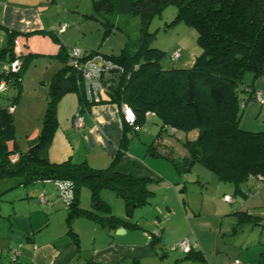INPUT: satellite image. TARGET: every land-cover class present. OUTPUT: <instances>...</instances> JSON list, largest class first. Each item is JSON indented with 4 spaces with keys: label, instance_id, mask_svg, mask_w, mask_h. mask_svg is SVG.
Returning <instances> with one entry per match:
<instances>
[{
    "label": "trees",
    "instance_id": "obj_1",
    "mask_svg": "<svg viewBox=\"0 0 264 264\" xmlns=\"http://www.w3.org/2000/svg\"><path fill=\"white\" fill-rule=\"evenodd\" d=\"M92 4L93 14L87 18L103 26V39L117 30L123 31L114 21L115 17L137 18L136 43L133 48L125 44L117 55L80 50V63L99 56L114 66V69L101 72L99 81L104 96L97 103L86 99L82 71L72 66L70 53L73 48L66 50L59 46L57 59L61 68L48 85L41 131L31 140V153L16 152L8 146L15 139L9 108L19 95L25 64L20 63L15 73L0 70V82H5V90L16 91L11 98L2 96L5 90L0 94L6 99L5 105H0V180L16 177L22 186L46 181L71 183L73 198L67 204L62 203L67 211L66 234L77 249L78 238L71 228L77 218L90 219L107 231L135 228L134 224L113 216L111 207L100 199L102 191H110L130 212L132 205H147L153 195L148 189L151 181L113 172L112 166L126 151L129 140L126 136L120 142L117 157L106 169H92L86 163L71 161L54 164L47 159L46 152L57 128V104L67 93H75L76 113L84 114L95 104L110 103L119 108L126 105L135 117L130 126L132 132H136L148 116L173 134L196 133L193 142L184 143L188 157L181 161L164 157L179 176L189 173L194 165H200L212 172L218 181L232 182L236 188L249 180L264 183V132L251 133L238 126L241 109L245 108L247 100L255 99L256 92H261L254 82L264 78V0H93ZM168 6L176 9L169 27L184 24L196 32L200 53L188 69L163 68L161 62L165 53L150 47L153 34L148 32L149 25ZM56 35L57 31L51 36L60 45ZM12 42L13 37L0 48V69L16 59ZM176 53L171 55L172 62L179 58L178 53L173 59ZM247 74L252 83L242 87ZM241 92L248 95L247 100L240 97ZM260 104H264V97ZM13 156L18 157L15 163L10 162ZM83 187L90 195V210L79 206V191ZM247 217L254 218L252 224L256 223V217ZM150 239L153 246L159 242L158 236L152 235ZM192 253L191 250L184 254L187 259H200L198 253Z\"/></svg>",
    "mask_w": 264,
    "mask_h": 264
},
{
    "label": "crops",
    "instance_id": "obj_2",
    "mask_svg": "<svg viewBox=\"0 0 264 264\" xmlns=\"http://www.w3.org/2000/svg\"><path fill=\"white\" fill-rule=\"evenodd\" d=\"M72 1L76 5H72ZM77 3L78 0H0V48H4L13 37V55L20 63L25 64L23 74L25 77L21 79L19 93L25 92L29 101V112H33L31 107H35V102L31 99L39 100L36 107L45 110L47 86L53 75L61 68L57 59L59 46L66 50L77 47L84 52L95 51V48L100 53L105 50L99 47L101 43L96 47L94 42L83 41L85 33L80 36L79 30L73 28L90 15L80 11ZM69 12L76 16L69 18L67 14ZM67 22L72 23L71 30L68 29ZM62 25L65 29L59 32ZM56 31L60 45L53 41L52 36ZM106 38L103 39L102 34V41ZM180 59L179 56L176 62ZM31 62L32 69L39 63L43 68L34 73L35 70L28 68ZM193 62L194 59L182 61L172 67L188 69ZM37 88H41L39 93ZM30 93L32 95H29ZM21 101L13 110L12 117ZM77 106L75 93H67L57 104V128L46 152L50 163L71 161L75 164L86 163L92 169H106L117 157L120 142L123 136H126L129 139L127 148L112 166L114 173L136 180H149L153 187L159 188L163 185L166 186V190L182 184L186 175L179 176L166 160L158 158L159 156L171 158L166 154L167 146L161 139L162 132L168 131L170 135L173 133L162 129L160 123L159 131L155 135L152 126L144 127L149 120L156 119L147 116L143 125L137 128L136 132H132L130 126L123 124L117 105L102 103L91 106L89 111L83 114L84 125L77 130L73 127ZM195 138L196 133L187 134L184 143L193 142ZM8 146L16 152H22L16 147L15 142L9 143ZM184 149L186 155L179 160L174 159L175 161L188 157L187 149L185 147ZM1 182L0 264H160L162 262L154 252L156 246L162 245L168 239L171 247L176 246L185 238L191 244H195L192 254L198 253L200 259H187L181 252L182 255L174 258V264H232L234 260H239L242 264H264V226H261L259 232L254 228L247 229L248 226H259V220L249 210L239 211L240 208H246L248 206L246 204L230 212L239 216L219 221V234L213 231L217 221L212 215L204 216L212 217L210 220L199 219L201 215L196 217L200 222H211L208 225H198L199 221L195 218L172 220L168 206L163 210L157 207L156 215L144 221L143 226L139 221L131 219L135 206H132L130 212L124 206L123 215H116L111 209L113 216L135 225V228L119 227L112 231H107L90 219L80 217L75 219L71 226L78 238L77 249L66 234L67 211L53 183L22 186L19 185L18 179L16 185L7 187L2 186ZM240 187L236 188V194L243 192ZM16 189L21 192L13 195V190ZM2 195L4 198L12 196L10 200L3 202ZM226 196L228 195H224ZM40 198L44 201L40 202ZM78 200L80 208L91 209V205L87 207L79 196ZM230 203H234V200ZM247 216L256 217V223L252 224L254 218L250 219ZM193 222L196 223L193 225ZM120 229L123 232L117 234ZM152 235L158 236L159 239L155 246L152 245V239H149ZM235 235L240 238H235ZM229 236L237 240L234 241L233 238H228ZM18 247L20 253L12 260L11 252ZM161 258L164 257L161 255Z\"/></svg>",
    "mask_w": 264,
    "mask_h": 264
},
{
    "label": "rangeland",
    "instance_id": "obj_3",
    "mask_svg": "<svg viewBox=\"0 0 264 264\" xmlns=\"http://www.w3.org/2000/svg\"><path fill=\"white\" fill-rule=\"evenodd\" d=\"M92 2L93 0H78V8L80 9V11L88 14H93ZM72 5H76V3L72 1ZM67 14H69V18L71 16V19L76 16L75 14L70 12ZM175 15V7L168 6L163 10L160 16L157 15L151 21L148 29V32L153 34V39L150 42V47L161 50L165 53V57L161 62V66L163 68L177 65L178 62H187L191 59H194L200 53V50L196 44V32L192 27H188L184 24H179L177 26L173 25L169 27V24L173 21ZM114 21L116 23H119V27L123 31H115L104 41H102L103 26L94 19L86 17L85 21H82L78 26H75L73 28L77 31L79 30L80 36H83L82 33H85L83 41L94 42L96 43V47L99 45V43H101L99 47L101 48V50L105 49L103 52H105L106 54L103 52L101 53L105 55H117L120 53L125 44L129 45L130 48H133L137 40L139 22L137 18L124 16L115 17ZM70 22H67V24H69ZM71 26L72 23L69 24V30H71ZM97 28H99V30H97ZM112 49L113 51L111 52ZM94 50H96V48ZM173 52L179 53L181 59L178 62L170 61ZM41 63L43 62L41 61ZM28 68L30 70H35L34 73H36L43 67L42 64L39 63L35 65L34 69H32L33 64L31 62ZM23 74L22 78L24 76ZM242 82V87L249 85L250 83H252L251 76L248 74L245 75ZM253 85L262 92V97H264V78L257 79ZM37 89V93H39V89L41 88ZM2 95L4 97L11 98L16 95V91L12 88H9ZM29 95L32 94L30 93ZM4 97H0V105H5L6 99ZM240 97L247 100L248 95L241 92ZM20 100L22 101L19 105V108L13 115L15 135L14 142L16 147H18L20 151L26 152L28 151V149H30L31 142H33L29 140H32L34 135H36V132L37 134H39L41 131L42 118L45 110H43L42 108L41 110H39V107H36L37 104H39V100L31 99L33 100V102H35V107H31V109H33V112H29L30 106L28 105L29 101L25 92L19 93L14 102V105L12 106L14 109H16ZM153 123L157 125H153ZM158 123L159 121L157 120H149L144 125V127L152 126V128H154L153 135H155L159 131ZM238 126L239 129L251 133L264 132V104L258 103L253 98L248 99L246 107L241 109ZM185 136L186 135L183 133H175L173 135H170L168 131L167 133L162 132L161 140L167 146V148L165 149L166 154L169 155L171 159L179 160L186 155V150L183 146ZM149 157L152 158L151 155ZM158 158L164 161L166 160L171 165V167H173L167 159L163 158L162 156H159ZM0 182L2 186L9 187V185H16L18 182V178L14 177L9 179H2L0 180ZM257 183L258 182L254 180L243 182L240 185V189H242L243 192L236 194V185H234V183L219 182L212 172L200 165H194L191 171L186 174V177L184 176V181L182 182V184H178L173 187L171 186V190H166V186L163 185L159 188H157L156 186L153 187V185H149L148 189L152 192V197L149 199L147 205L143 207L133 208L134 213L131 219L135 222L139 221V223L143 226L144 221L150 220V217L156 215L155 209L157 207L163 210L165 206H168L169 210L172 213L170 215V218L172 220H176L179 218H195L199 221L197 222L198 225H208L211 224V222H200L199 219L210 220L212 217L204 216L212 215L213 218H215L217 221L216 226L213 227V231L216 234H219V223L222 220H227L232 216H239L232 215L230 214V212L235 211L237 207L244 206V204H246L248 206L243 209L240 208L239 211L246 212V210H249L254 213V215H256L259 220V226H248L247 229L254 228L258 230L257 232H259L262 229L261 226H264V211H262L264 210V183ZM13 192V195H17L21 191L16 189L13 190ZM224 195H228L229 198L234 200V203H225L223 201ZM11 196L12 195H9L8 197L4 198V195H2V201L6 202L10 200ZM79 197L83 203H86L87 207L91 205L90 195L86 188L83 187L80 189ZM100 199L103 202L107 203L116 215H123L125 208L124 203L120 199H118L114 195V193L110 191H102L100 193ZM199 215H201L202 217H200L199 219L196 218L199 217ZM195 223L196 222H193V225ZM223 226H225V224ZM146 229L150 231L149 228ZM178 229L180 231V226ZM236 236L237 235H235V238H240ZM228 238H233L234 241L237 240L232 236H229ZM170 249L171 246L168 245L164 246L161 250L154 251L160 262H162L160 264H174V260L177 259L179 255H182L180 251H171ZM163 253H166V257L161 258V255Z\"/></svg>",
    "mask_w": 264,
    "mask_h": 264
},
{
    "label": "built area",
    "instance_id": "obj_4",
    "mask_svg": "<svg viewBox=\"0 0 264 264\" xmlns=\"http://www.w3.org/2000/svg\"><path fill=\"white\" fill-rule=\"evenodd\" d=\"M65 29V26H60L59 32L63 31ZM81 56V51L77 48H73L70 53L72 66L75 68L80 69L82 72V81H83V88L85 92L86 99L89 102H99L101 98L104 96V88L101 85V82L99 81L101 72L105 70L114 69V66L110 64V62H107L103 60V58L99 56L92 57L91 59L87 60L84 63L79 62V57ZM178 57V53L173 55V59H176ZM20 66V62L15 59L13 62H11L8 65H4L0 70L1 72H12L15 73L18 71ZM5 90V82H0V94ZM255 100L262 103V96L261 92H256L255 94ZM14 108L11 106L9 108V111L12 113ZM120 112L121 116L123 118V121L128 125H133L135 121V117L133 112L128 108L126 105L120 106ZM84 125V116L83 114L77 112L73 118V127L77 130L82 128ZM18 157L13 156L10 158L11 163H15L17 161ZM49 181H46L45 183H48ZM53 184L58 189L59 198L64 204L69 203L73 198V192H72V185L69 182L66 181H55ZM225 202H232V199L228 196L223 198ZM43 198H40V202H43ZM150 239V236H149ZM195 244H191L186 238L181 240L176 246H172L171 250L175 251L178 250L182 252L183 254L189 253L191 250H194ZM20 253L19 247L17 249L12 250L11 252V259L15 260L16 256H18ZM232 264H241L238 260H234Z\"/></svg>",
    "mask_w": 264,
    "mask_h": 264
},
{
    "label": "water",
    "instance_id": "obj_5",
    "mask_svg": "<svg viewBox=\"0 0 264 264\" xmlns=\"http://www.w3.org/2000/svg\"><path fill=\"white\" fill-rule=\"evenodd\" d=\"M31 151H32V148H30L29 150H28V153H31ZM123 232V230H118L117 231V234H119V232ZM170 244V240L168 239V240H166L162 245L160 244V245H158V246H156V250H161L162 248H163V246H168ZM162 257H166V253H163L162 254Z\"/></svg>",
    "mask_w": 264,
    "mask_h": 264
}]
</instances>
